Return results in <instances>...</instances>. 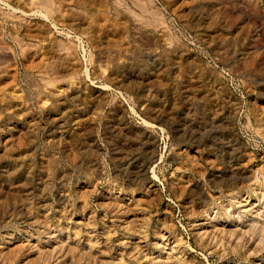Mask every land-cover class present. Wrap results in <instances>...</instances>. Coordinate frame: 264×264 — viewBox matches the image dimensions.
<instances>
[{"label": "rangeland", "instance_id": "obj_1", "mask_svg": "<svg viewBox=\"0 0 264 264\" xmlns=\"http://www.w3.org/2000/svg\"><path fill=\"white\" fill-rule=\"evenodd\" d=\"M0 264H264V0H0Z\"/></svg>", "mask_w": 264, "mask_h": 264}]
</instances>
